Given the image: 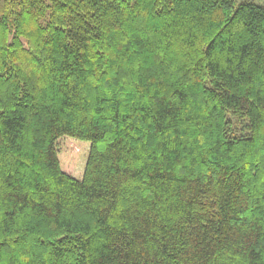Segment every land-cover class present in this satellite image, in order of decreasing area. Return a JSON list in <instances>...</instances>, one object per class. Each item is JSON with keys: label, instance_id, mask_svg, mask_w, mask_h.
Instances as JSON below:
<instances>
[{"label": "trees", "instance_id": "obj_1", "mask_svg": "<svg viewBox=\"0 0 264 264\" xmlns=\"http://www.w3.org/2000/svg\"><path fill=\"white\" fill-rule=\"evenodd\" d=\"M0 264H264V6L0 0Z\"/></svg>", "mask_w": 264, "mask_h": 264}, {"label": "rangeland", "instance_id": "obj_2", "mask_svg": "<svg viewBox=\"0 0 264 264\" xmlns=\"http://www.w3.org/2000/svg\"><path fill=\"white\" fill-rule=\"evenodd\" d=\"M239 2H254L256 4L264 6V0H237V3Z\"/></svg>", "mask_w": 264, "mask_h": 264}]
</instances>
